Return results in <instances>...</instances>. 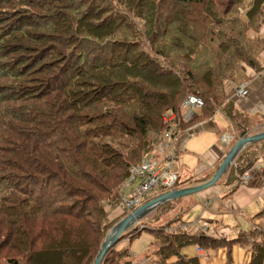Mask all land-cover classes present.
<instances>
[{
    "label": "trees",
    "instance_id": "1",
    "mask_svg": "<svg viewBox=\"0 0 264 264\" xmlns=\"http://www.w3.org/2000/svg\"><path fill=\"white\" fill-rule=\"evenodd\" d=\"M263 24L264 0H0V264H93L127 215L109 219L129 169L157 149L164 115L187 96L203 107L179 116L183 133L216 112L238 139L263 130L224 92L247 80L241 65L260 70ZM262 157L264 139L227 172L238 181ZM181 199L158 206L118 251L121 236L101 264H199L181 250L234 243L264 264V210L231 241L167 232ZM144 231L151 251L135 261L128 249Z\"/></svg>",
    "mask_w": 264,
    "mask_h": 264
},
{
    "label": "crops",
    "instance_id": "2",
    "mask_svg": "<svg viewBox=\"0 0 264 264\" xmlns=\"http://www.w3.org/2000/svg\"><path fill=\"white\" fill-rule=\"evenodd\" d=\"M247 36L252 38V31ZM259 36L264 41V24L259 29ZM259 63L258 71L241 65L247 80L237 86L229 81L225 82L224 92L235 112L264 122V49L259 54ZM240 87L244 92L241 96L235 93ZM261 131L256 129L255 133ZM236 135V128L222 112H216L209 119L189 126L175 143L174 162L177 159L183 166L176 172L173 171L175 163L172 166V172L182 184L177 189L187 188V183L184 182L213 174L226 154L223 152L224 143L227 144L228 152L237 140ZM195 136L198 138L194 141ZM225 136H227L226 141L223 140ZM218 141L223 144L219 145ZM184 156L194 159L191 167H184ZM255 165L258 167L249 172L247 184H239V179L227 181L225 178L219 184L215 183L195 195L182 198L175 205V211L167 216L177 218V224L188 225L186 232L190 235L200 234L199 228L206 225L210 238H222L227 241L236 239L239 234L251 228L257 215L264 210V157ZM157 194L160 195L159 192ZM118 209L121 213V209ZM115 212L117 211L111 212L110 216L113 217ZM182 216L187 220H181ZM181 255L185 258H196L199 264H225L228 258L231 264H249L251 258L248 247L241 243H234L227 250L225 248L201 250L196 246H189L181 250Z\"/></svg>",
    "mask_w": 264,
    "mask_h": 264
},
{
    "label": "built area",
    "instance_id": "3",
    "mask_svg": "<svg viewBox=\"0 0 264 264\" xmlns=\"http://www.w3.org/2000/svg\"><path fill=\"white\" fill-rule=\"evenodd\" d=\"M239 96L244 92L242 87L236 89ZM203 107V102L196 96H187L179 105V112H167L163 120L169 124V129L163 133L157 149L152 155L139 164L129 169V175L120 192V209L130 214L141 206L144 199L152 198L155 192L163 193L173 190L178 181L177 175L172 172L175 155V143L179 136L184 134L179 128V116L183 121H190L197 111ZM227 140V136L223 137ZM258 167L254 165L250 170L243 172L239 177V184H247L249 172ZM128 192L123 194L122 192ZM188 225L174 224L166 229L167 232L186 231ZM200 234L209 237V229L206 225L199 228Z\"/></svg>",
    "mask_w": 264,
    "mask_h": 264
},
{
    "label": "water",
    "instance_id": "4",
    "mask_svg": "<svg viewBox=\"0 0 264 264\" xmlns=\"http://www.w3.org/2000/svg\"><path fill=\"white\" fill-rule=\"evenodd\" d=\"M264 139V130L261 132L254 133L250 136H242L232 145L228 152L224 155L220 164L218 165L213 176L206 182L187 187L183 189H175L169 192L163 193L156 198L149 200L148 202L142 204L136 208L133 212L126 215L124 218L119 220L107 233L103 239L100 249L94 259L93 264H101L103 257L107 254L108 250L114 246L121 236L127 232L134 225L139 224L140 221L147 215L152 213L158 206L181 199L190 195H195L211 186H213L229 169L233 164L236 156L247 146L255 144Z\"/></svg>",
    "mask_w": 264,
    "mask_h": 264
},
{
    "label": "rangeland",
    "instance_id": "5",
    "mask_svg": "<svg viewBox=\"0 0 264 264\" xmlns=\"http://www.w3.org/2000/svg\"><path fill=\"white\" fill-rule=\"evenodd\" d=\"M204 121V120H203ZM198 123V122H197ZM196 123V124H197ZM262 130V129H261ZM260 130V131H261ZM257 133V132H256ZM198 137H193V139H194V141H195V139H197ZM216 139H218V136L216 137ZM236 139H238V137H237V135H236ZM219 145H222L223 143L222 142H220V141H218L217 142ZM232 143V142H231ZM231 143H229V146L231 145ZM225 145V147L223 148V152H225V153H227V144L226 143H224ZM232 147V146H231ZM230 147V148H231ZM229 148V149H230ZM178 156H179V154H178ZM193 161H194V159L192 158V157H183V165H184V167H191L192 166V163H193ZM175 163V167L173 168V171H175L176 172V170L178 171V169L179 168H181V166H182V162H179L178 163V161H177V159H176V161L174 162ZM183 167V166H182ZM225 176H227L228 178H230V180H232V176L231 175H229L228 174V172H226L222 177H221V179L216 183V184H219L222 180H224L225 179ZM195 182H192V183H190L191 184V186H195L196 184H194ZM198 183V182H197ZM194 184V185H193ZM198 185V184H197ZM125 193H126V191H125ZM157 192H155L154 194H153V197L152 198H147V199H144L143 200V202H142V204H144V203H146V202H148L149 200H152V199H154V198H156L157 197ZM141 204V205H142ZM175 207V205H173V208ZM117 212H115L112 216L113 217H111V218H109L110 220L112 219V218H119L121 215H122V213L123 212H121V213H119L120 212V210L117 208V210H116ZM155 211V210H154ZM152 214V213H151ZM128 215V214H127ZM150 217V215H147L146 217H145V219H142L141 221H140V223H142V222H146L147 221V219ZM181 220H187V218H185L184 216H182V219ZM140 223L139 224H136V225H134L132 228H130L127 232H125L123 235H122V237H123V239L118 243V245L116 246V250H118V251H122V250H125V248H127L128 247V241H129V239L131 238V237H135L136 236V234L143 228L142 227V225H140ZM137 232V233H135V234H132L133 232ZM151 243H152V235L150 234V233H147V232H142L141 234H140V236L137 238V239H135L132 243H131V245H130V249H128L129 250V253H130V255H131V258L133 259V260H143V258H144V256L149 252V251H151ZM153 261V259H150L149 261H142V263H141V261H140V263L139 264H150L151 262Z\"/></svg>",
    "mask_w": 264,
    "mask_h": 264
}]
</instances>
